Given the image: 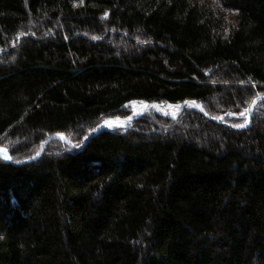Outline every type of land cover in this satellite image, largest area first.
<instances>
[{
  "label": "trees",
  "instance_id": "trees-1",
  "mask_svg": "<svg viewBox=\"0 0 264 264\" xmlns=\"http://www.w3.org/2000/svg\"><path fill=\"white\" fill-rule=\"evenodd\" d=\"M259 96L264 0H0V264H264Z\"/></svg>",
  "mask_w": 264,
  "mask_h": 264
},
{
  "label": "rangeland",
  "instance_id": "rangeland-1",
  "mask_svg": "<svg viewBox=\"0 0 264 264\" xmlns=\"http://www.w3.org/2000/svg\"><path fill=\"white\" fill-rule=\"evenodd\" d=\"M256 99L260 100L258 102H261L263 97L259 96ZM257 104L259 105V103H257ZM257 104H256L255 108L258 107ZM140 105H143V104H131V105H129L126 108L127 116L124 117V118H119V119H121V120H126V119H129V118H134L135 119L136 116L141 115V117L139 119H144V118L152 119L154 116H157V117H162L164 119H168V120H171V121H177L180 118V116L182 115V113H183V110H181L180 108L179 109H177V108L175 109L176 113H174V114L170 113L172 111V108H174L173 106H170V105H166L165 107H162L163 109L170 110L168 115H161V114L149 113V112L144 113V109H137L136 108V107H138ZM198 107L202 108V105H200L199 103H197V105H195V104L193 105V104L190 103L187 108L190 109V108H198ZM253 112L250 114L249 109H248L246 111V113H242L239 116H237V115H229V118H232V119H234L237 122H240L241 124H239V125L245 126L246 123H247V119H249V120L251 119L252 120V116L254 114ZM226 118H227V116L222 117L218 121L223 123ZM139 119H135L133 122H131L130 124H127L125 127H123V129L122 128H117L115 130H117V131H128V130L133 128V124ZM227 125L232 126V124L231 125L227 124ZM232 127L237 129L238 127H242V126L233 125ZM66 139L68 140V143H65V142H63L61 140H60V142L69 145L72 149H75V150H77L78 148L83 147V144L82 145L73 144V143H71V141L67 137H66ZM85 139H84L83 142H85ZM0 150H2L5 154L9 155V150L7 148L0 149ZM0 159H4V160L6 159L7 160V157L4 154H2L0 156Z\"/></svg>",
  "mask_w": 264,
  "mask_h": 264
},
{
  "label": "water",
  "instance_id": "water-1",
  "mask_svg": "<svg viewBox=\"0 0 264 264\" xmlns=\"http://www.w3.org/2000/svg\"><path fill=\"white\" fill-rule=\"evenodd\" d=\"M263 97V99L261 100V101H264V96H262ZM258 101H260V100H258V99H256L255 101H253V103L250 105V107H249V112H250V114L254 111V109H255V107H256V104L258 103ZM188 103L190 104H195V105H197V103L196 102H187V103H184V104H179V105H170V106H173V107H177V108H180L181 110H184L185 108H187L188 106ZM145 105L146 106H148V107H152V106H158V107H165L164 105H159V104H150V103H145ZM191 110H196V111H198V112H200L201 114H203V115H205V116H207L206 115V113L204 112V110L201 108V107H198V108H190ZM156 114H158V113H156ZM141 117V115H138V116H136L135 117V119H139ZM134 118H129V119H126V120H122V121H126L128 124H130L131 122H133L134 120H135ZM114 120H120V119H110V120H107V121H105V122H103L101 125H99L87 138H86V141H85V143H84V145H83V147H81V148H78L77 150H79V151H82L84 148H86V146L88 145V143L90 142V140L92 139V138H94V137H96L97 135H99V134H101V133H103V132H106V131H110V130H107V128L105 127L108 123H110V122H112V121H114ZM121 121V120H120ZM213 121L214 122H217V123H220V121H218V120H216V119H213ZM251 119L248 121V124L246 125V126H244V127H241V128H237V129H239V130H242V129H247L250 125H251ZM234 128V127H233ZM61 136L62 135H56V136H52V137H50L46 142H45V144H44V146H43V150L45 149V147H46V143H48V142H50V141H53V140H61ZM62 137H64V136H62ZM61 141H63V142H65V143H68L67 142V139L64 137V140H61ZM42 150V151H43ZM42 153L43 152H41L38 156H36V157H34V158H32V159H30V160H27V161H25V162H22V163H15V165H17V166H21V165H26V164H29V163H32V162H34V161H36V160H38L41 156H42ZM2 154H5L2 150H0V156L2 155ZM5 156L9 159V155L8 154H5ZM10 162V161H9Z\"/></svg>",
  "mask_w": 264,
  "mask_h": 264
},
{
  "label": "bare ground",
  "instance_id": "bare-ground-1",
  "mask_svg": "<svg viewBox=\"0 0 264 264\" xmlns=\"http://www.w3.org/2000/svg\"><path fill=\"white\" fill-rule=\"evenodd\" d=\"M137 109H144V113H147V112H149V113H158V114H161V115H168L169 114V112H170V110H167V109H163L162 107H158V106H152V107H148V106H146L145 104H143V105H140V106H138V107H136ZM177 107H174V108H172V111L170 112V113H172V114H174V113H176V111H175V109H176ZM177 109H179V108H177ZM117 119H119V118H117ZM121 120V119H120ZM120 120H114V121H112V122H110V123H108L105 127L107 128V130H110V131H114L115 129H117V128H122L123 129V127H125L128 123L126 122V121H120ZM102 124V123H101ZM100 124V125H101ZM91 134V133H90ZM89 134V135H90ZM88 135V136H89ZM62 136H64V135H62ZM61 136V140H63L64 139V137L66 138V136H64V137H62ZM87 136V137H88ZM86 137V138H87ZM85 141H86V139H85ZM67 142H68V140H67ZM85 143V142H84ZM84 145V144H83ZM5 155V154H4Z\"/></svg>",
  "mask_w": 264,
  "mask_h": 264
},
{
  "label": "snow or ice",
  "instance_id": "snow-or-ice-1",
  "mask_svg": "<svg viewBox=\"0 0 264 264\" xmlns=\"http://www.w3.org/2000/svg\"><path fill=\"white\" fill-rule=\"evenodd\" d=\"M237 126H243V125H237Z\"/></svg>",
  "mask_w": 264,
  "mask_h": 264
}]
</instances>
